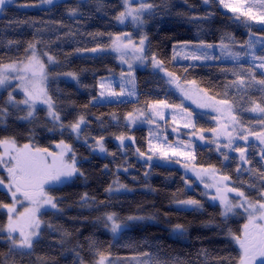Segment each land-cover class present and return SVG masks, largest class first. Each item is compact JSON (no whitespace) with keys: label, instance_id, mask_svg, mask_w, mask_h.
<instances>
[{"label":"trees","instance_id":"1","mask_svg":"<svg viewBox=\"0 0 264 264\" xmlns=\"http://www.w3.org/2000/svg\"><path fill=\"white\" fill-rule=\"evenodd\" d=\"M8 2L0 11V65L25 60L31 52L30 44L35 45L40 56L54 57L56 64L49 69L52 77L47 91L55 102L60 121L50 122L42 109L35 111L34 118L19 119L24 116V110L8 106L2 92L0 107H6L9 115L0 121V139L13 138L17 146L30 144L43 149L63 141L75 153L80 171L47 189L49 195L57 198L59 211H41V234L32 250L10 252L11 243L0 232V264H96L99 253L107 256L111 264H235L239 251L229 232L239 235L243 219L221 215L219 206L209 202L195 183L193 188H187L179 166L141 161L136 152L139 148L146 153L148 129L131 128L124 119L127 113L146 109V102L155 100L181 103L165 78L149 69L136 70L135 101L92 103L97 96L99 78L118 76L122 71L112 53L86 52L98 46L106 47L111 37L122 31L116 24V16L122 10L120 1L62 0L41 8L26 7L37 0ZM147 2L153 5V13L145 18L148 57L155 54L163 60L169 71L181 77V83L194 80L216 99L235 97L241 109L252 100L264 102L260 85L253 84L244 90L227 87L236 78L233 72L247 76L245 70L253 68L243 55L244 45L248 34L264 39V28L236 20L233 14L219 9L215 0L208 4L204 0ZM222 38L232 51L241 53L239 63L230 59L202 64L189 60L175 63L172 59L175 44L200 40L220 44ZM259 48L257 55L262 54ZM66 72L75 73L77 82L54 77ZM253 72L257 80L264 78L260 71L253 68ZM237 115L246 125L257 120L244 111H238ZM80 116L85 118V123L78 138L68 125ZM206 118L198 116L196 126L212 128ZM121 135L133 139H125L121 144L117 139ZM100 137L104 152L95 147ZM247 147V159L251 163L247 167L240 165V172L236 171L239 164L235 154L224 161L209 144L197 146L195 164L214 165L221 174L231 177L232 186L256 198L257 192L248 184L259 186V177L246 169L264 172V165L254 146ZM120 184L126 187L119 188ZM110 185L112 191H106ZM84 193L94 198L88 200L87 206L80 199ZM10 198L0 188V202L10 204ZM189 198L201 201L203 207L174 206L176 201ZM109 213L128 225L116 237L105 226V216ZM130 216L144 219L127 222ZM7 221L6 211L0 208V229ZM176 225H182L183 231L175 230Z\"/></svg>","mask_w":264,"mask_h":264},{"label":"snow or ice","instance_id":"2","mask_svg":"<svg viewBox=\"0 0 264 264\" xmlns=\"http://www.w3.org/2000/svg\"><path fill=\"white\" fill-rule=\"evenodd\" d=\"M44 3L51 4L52 0H43ZM6 0H0V6H3ZM205 4L210 3V0H204ZM219 3L224 8L229 9L235 15L236 20L246 18V20H258L264 23V10H261L258 14L254 11L257 6L256 3H249V0H219ZM125 10L120 12L116 16V20L120 23H124L130 18L133 24H143L142 14L145 9H151L153 5L141 3L139 7L132 6V0H124ZM259 4L264 9V0H259ZM211 15V13H209ZM245 20V22H246ZM126 40V42H124ZM147 36H142L138 44H135L130 37V34H121L116 36L112 40L110 47L112 50L120 54L122 63L128 64L129 71L127 73L121 72V83L119 85L120 91L117 92L113 89L112 84L101 83L99 85L101 91L99 97H93V100H98L104 97H132L136 95V84L135 76L133 72V65L125 59L129 55V49H131L132 55L135 60L144 63L150 59V62L154 69L164 73L165 83L167 85H175L177 89L183 94V96L192 100L200 108H211L215 112L220 113L221 116H226L228 123L220 125L219 128L208 129L218 138L225 136L227 143L223 145L224 148L232 149L239 152V160L245 164L251 163L246 157L245 148H233L236 140L247 141L249 136H255L261 144H264V102H258L256 100L251 101V106L247 109H241L237 103L235 97L232 99H216L215 96H209L207 90L201 89L196 86V81L185 80L181 84V77L174 71H169L165 67V62L158 59L153 54L148 57L145 52V42ZM260 44L259 51L262 53L257 55V44ZM248 51L244 52V56H249L252 59L253 66L256 61H259L258 67L264 69V42L252 40L246 42ZM29 47L33 49V53L28 57L27 62L16 61L10 64L0 65V88L7 87L10 85L11 80H18L20 83L17 85L23 92L24 99L17 101L13 94L9 92L7 101L5 102L12 107L19 108L20 105L27 107V112L24 116L19 119L28 120L34 118L36 106L38 103L46 105L48 112L47 115L52 119L53 122L60 121V114L56 111L55 102L52 97L48 94L46 89L45 81L47 79V73L45 71V64L36 55L34 49L35 45L30 44ZM174 46V54L172 59L175 60L177 57H181L185 60L191 61H208V60H220L230 59L239 63L241 59L240 52H234L231 47L221 39L219 45L206 43L200 40L198 43L182 42L178 45L181 51L176 52ZM220 49L219 55H214L210 50L216 48ZM102 49L98 46L90 51L97 52ZM49 62L54 61V57L48 56ZM194 66V65H189ZM187 68L184 72H187ZM221 71H232L231 69H221ZM248 75L245 76L241 72H233L236 77L230 85L227 87H236L238 90H244L251 88L253 84L260 85L261 91L264 92V78L257 80L253 68L245 70ZM68 75L76 78L75 73H69ZM264 76V73H261ZM224 95H227L225 93ZM245 95L247 93L245 92ZM243 100V96L240 97ZM264 101V97L261 98ZM170 109L173 112L179 111L183 117L187 118V122L183 124L184 128L192 129L190 136L195 137L197 135L196 125L192 121V113L189 112L183 104H171L167 100H155L151 103L146 102V109H134L133 112L127 113L125 119L132 124H135L138 120H147L149 124H156V118L160 120L165 119V110ZM238 111H247L251 113H257L261 117L258 123L262 126L260 132H253L249 128L245 127L241 118L237 115ZM7 115H9L6 107H0V121H2ZM217 119V117H214ZM173 122H176V117L173 116ZM85 123V118L80 116L74 123L68 125L71 130L77 134L81 132V125ZM229 125L232 126V131H227ZM62 128L64 125L61 123ZM159 127V125H157ZM241 131L238 132L237 129ZM179 131V129H174ZM199 139L204 140L205 137L202 134L205 130L201 129ZM246 132L247 134H241ZM233 133H236L234 136ZM149 149L153 155L157 152L165 158L171 159L174 156H185L189 161L195 160L193 152L181 151L178 148L164 144L157 143L153 145L151 137L153 133H149ZM158 138V137H157ZM121 141V144L125 139H133L121 135L117 137ZM166 140V138H165ZM103 137L96 140L95 147L101 152L106 151L103 144ZM216 141L213 140V143ZM183 147L190 148L191 140L185 144L183 141L180 142ZM62 147L59 155L48 153L47 149L33 148L30 144H24L22 147H18L15 139L4 138L0 139V169H3L7 173L6 181L4 177H0V188L4 189L11 195L12 203L6 204L0 202V208L7 210L8 221L7 224L0 229V232H6L7 238L11 243L9 251H21L32 250L34 243L39 241L41 234V221L39 214L41 209L57 210L58 203L57 198L49 195L46 191V186L63 183L65 179L71 178L76 175L80 170L76 167L75 153L72 151L70 145L65 144L63 141L60 142ZM221 146L217 144V151H220ZM136 152L141 157H145L146 154L141 152L139 148ZM67 153H72L71 163H67L64 157ZM153 155L146 156V162L151 161ZM46 156H53V163L49 165L46 162ZM224 159L227 160L229 157L224 154ZM264 159V155H262ZM107 167V166H105ZM189 164H185V168L189 169ZM190 170L194 173L196 178L204 183L205 189H215V195L211 197L212 200H218L222 206V213L224 217H227L230 213H234L236 209H243L244 213L247 214V223L244 225L243 235H235L229 232L232 239L236 244L239 245V256L235 264H264V172L253 169H246L248 172H252L259 177V186L256 184H248V187L257 192L256 198L249 197L245 191L241 190L240 187L232 186L231 177L228 175H218L219 170L214 165H210L207 168L203 166L197 168L191 166ZM237 172L241 171L240 166H237ZM82 174V173H81ZM147 175V173H146ZM205 177H210L212 182L205 183ZM188 181H186V184ZM243 183V182H242ZM119 188H125V185H118ZM106 191L111 192L112 186L110 185ZM229 193H235V197H230ZM207 195V192L204 193ZM23 201L29 203V207L25 208L23 212H17L16 205ZM81 201L85 206L88 204L90 198L87 193L81 196ZM235 201V202H234ZM177 204L182 206H191L194 209L202 208L199 200L186 199L178 200ZM144 217L130 216L127 218L128 221L142 220ZM106 225L107 222L111 223V231L116 234L122 231L128 225L126 222H118V217L114 213L106 214L105 216ZM49 227H53L49 225ZM175 230L183 231L182 225H176ZM99 260L97 264H111L108 261V257L103 253H99ZM222 260H229L231 258H221Z\"/></svg>","mask_w":264,"mask_h":264},{"label":"rangeland","instance_id":"3","mask_svg":"<svg viewBox=\"0 0 264 264\" xmlns=\"http://www.w3.org/2000/svg\"><path fill=\"white\" fill-rule=\"evenodd\" d=\"M60 1H62V0H52V3L60 2ZM80 1H83V0H80ZM119 1H120L121 5H122V10H121V12H122V11L125 10L124 0H119ZM215 1L217 2L219 9H222L223 11H225V12H227L229 14H233L234 16L237 15V14L232 13L229 9L224 8L223 5H221L219 3V0H215ZM9 2L11 3L12 0H9ZM52 3L51 4H48V3H44L43 0H37L36 3L31 4V6L30 5H26V7H32V6H34V7L41 8V7H46V6L52 5ZM141 3H143V4H150L149 2H147V0H132V6L133 7H139V5ZM249 3H256L257 6L254 8V11L257 14L261 10H264V9L261 8V6L259 4V0H249ZM152 13H153L152 12V8L151 9H145L144 10V12L142 14V20L144 21L143 24H133L131 22L130 18L128 20H126L123 24L116 20V24H118V26L122 28V31L119 32V33H117V34H115V35H113L111 37V39H110V42L107 44L106 47H100L102 49L101 51L92 52V51H90L91 50L90 49V50H87L86 52L89 53V54H93V55H97L99 53H107V52L112 53L113 56H115L117 65H119V67L122 68V71L121 72L127 73L129 71L128 64L122 63V61L120 59V54L117 53V52H115L114 50H112V48L110 47V45L112 44V40L116 36H118V35H121V34H130L131 40L135 44H138L139 43V40L141 39V37L142 36H146V34H145V27H146L145 18L149 14H152ZM241 20H243L245 22L246 18H241ZM245 23L247 25H250V26L256 25L258 27L264 28V23H262V22H260L258 20H246ZM250 39L264 42V39L263 38H261L260 36L255 35V34L254 35L253 34H248L247 41H249ZM124 42H126V40ZM146 45L147 44L145 42V48H146ZM178 45L179 44H175L174 45V46H177L175 48V51L176 52L181 51V49L178 47ZM214 45H219V44H214ZM174 46H173V49H172L173 50V53H174ZM258 47H260V44L259 43L257 44V48ZM244 50L248 51L247 46H246V43L244 45ZM34 51H35L36 55L45 64V71L47 73V79L45 81V85L44 86L47 89V85L49 83V79L52 77L51 76V72H50L49 69H51V68H53L55 66L56 60H54L53 62H49L48 56H50V55L44 54L43 56H40L35 49H34ZM128 51H129V55H127L125 57V59L128 60V62L133 65V72H134V74H135V71L136 70L149 69L151 71L157 72L159 75H162L164 77V73L161 72V71H159L158 69H154L153 66H152V64H151V62L149 60L148 61H145L144 63H141V62L135 60L134 56L132 55L131 49H129ZM210 52H212V54L216 55L217 52L220 53V49L217 47L214 50V52H213V50H210ZM32 53H33V49H31V52H30V54H29L28 57H30L32 55ZM28 57L25 60H23V61L24 62H27ZM246 59L249 60L250 64L252 65V67L255 70H258L261 73H264V69H261V68L258 67L259 61H256L255 62V65L256 66H253L251 57L246 56ZM182 61H185V59H183L181 57H177L174 60L175 63H182ZM189 61L191 63H194V64H197V63L198 64H202L203 62H209L211 60H208V61H191V60H189ZM121 72L119 73L118 76L108 75V76L100 77L99 80H98V85H97L98 92H97V96L96 97H99V93L101 91L99 85L101 83H109L110 82L112 84L113 89L115 91L119 92L120 91L119 85L121 83V77H120ZM68 74H69V72L62 73V74H59L58 73L54 77H60V78H62L64 80H70V81H73V82H77V79L76 78H73L72 76H70ZM19 83L20 82L18 80H11L9 86L0 88V94L2 92H5L4 94H6V98H5L6 101H7L9 92H11L13 94V96L15 97V99L17 101H20V100H23L24 99V95H23L22 90L17 87V85ZM183 83H181V84H183ZM169 86H170L171 89L174 90V92L176 93V95L179 96L180 102L183 104V106L189 112L192 113V118L191 119H192V121L194 123H196V120H197V117L198 116H201V117H204V118L207 117L205 120H208L209 123H211V125H213V127L212 128H205L203 126H199V127L196 126L197 135L195 137H191L190 136V133H191L192 129H190V128H184L183 127V124L187 122V118L186 117H183L182 114L179 111L173 112L170 109H166L165 110V119L163 121L160 120L159 118H156V120H157V123L156 124H149L146 119L145 120H138L135 124H132V123H130L129 121H127L124 118L125 121H126V123L131 128L134 127V126H140V127H143L144 126L146 129H148V132H147V139H148V141L150 139L149 133L152 132L153 133V136L151 137V139H152L153 145H156L157 143L164 144L165 147H167V145H171L172 147L178 148L181 151L193 152L194 155L196 156L197 146H204V145L209 144L211 147L214 148V151L217 154H219L223 159H224V154H227V156H228L229 153H232L231 152L232 149H228V148H224L223 147V145L227 143V138L225 136H220V137L217 138L214 133H212L211 131H207L208 129L219 128L220 125L225 124V123H228L226 116H221L220 113L215 112L211 108H200V107H198V105L196 103H194L192 100L186 99L183 96V94L179 91V89H177L175 87V85H169ZM196 86H198V85L196 84ZM135 91H136V88H135ZM136 97H137V92H136V95L135 96H132V97L124 96V97H119V98H117V97H104V98H100L98 100H93L92 99V103H94V104H105V103H110V102L135 101L137 99ZM8 106H11V105H8ZM250 106H251V104L247 105V107H244L243 109H247ZM19 108H21V109L24 110V115H25L26 112H27V110H28L27 107L24 106V105H20ZM37 109H42L44 111V113H46V116H47L48 120H50V122H52L54 124L58 123V122H53L52 119L47 115L48 109H47V106L46 105H43V104L38 103L37 106H36V110ZM244 112L249 113L250 115L254 116L257 119L255 122L250 123L248 125L244 124V126L247 127V128H249L253 132H260L262 130V126L258 123V120L261 118L259 116V114H257V113H251V112H247V111H244ZM173 116L176 117V122L175 123L173 122ZM214 117H217V119H214ZM157 125H159V127H157ZM177 128L179 129V131H174V129H177ZM68 129L70 130V132H73L71 130V128H68ZM201 129H204L205 130L202 133L204 135V137H205L204 140H200L199 139V135L201 134L199 130H201ZM227 131H229V132L232 131V126L231 125H229ZM237 131L240 132L241 130L238 128ZM241 134H245L246 135L247 133L246 132H241ZM233 135L235 136L236 133H233ZM165 138H166V140H165ZM190 140H191V147L190 148L183 147L180 144L181 141H183L185 144H187ZM213 140H215L216 142L213 143ZM217 144H219L221 146L220 151H217ZM249 144H252L254 146L257 154L261 158V161H262V163L264 165V159H262V155L264 154V144H261L260 141L255 136H249V138H248L247 141H241V140H238L237 139L236 142L233 145V148H245V150H246V153L245 154H246V157H247L248 156L247 155V151H248V147L247 146H249ZM18 147H22V146H18ZM32 147L34 149L35 148H38L37 146H32ZM39 149H43V148L40 147ZM61 150H62V147L60 146V143H57V144L55 143V144H53V146L51 148L47 149L48 153H52V154H55L57 156L59 155V153L61 152ZM0 151H3V149L0 148ZM145 154H146V156L147 155H153L152 152L149 149V142H148V146L146 148V153ZM239 155H240L239 152H235V156H237V158H238V164H239V166L242 165V166L247 167V164H245L244 162H242V161L239 160ZM146 156L145 157H141V161H146ZM64 160L67 163H71V161H72V153H67L65 155V157H64ZM195 161H196V158H195V160L189 161L187 159V157H185V156H174L171 159H165V158H163L159 154V152H157L155 155H153L152 160L151 161H148V162L149 163L159 162V163H162L163 165L168 164V165H174V166L177 165V166H179L181 169H183V172H184V175L186 177V180L188 181L187 184H186V181H185L186 187L187 188L188 187H192L193 188V183H195L196 186H198V187L200 186V190H201V192L203 194L205 192H207V195H205V198L207 200H209V202L216 203L219 206L220 210L223 211L222 206L220 205L219 201L218 200H215L214 201V200L211 199V197L216 194L215 193V189H205L204 183H201L200 180H198L196 178V176L194 175V173L190 170V167L193 166V165L196 166L197 168L201 167L200 165L197 166L195 164ZM224 161H225V159H224ZM46 162L49 165H52V163H53V156H46ZM185 164H189V166H190L189 169H186L185 168ZM209 166L210 165H208L207 167H209ZM203 167L204 168H207L206 166H203ZM218 175H223V174H221L220 171H219L218 172ZM0 177H4L5 178V181H6L7 173L3 169H0ZM68 179L69 178H67L65 180H68ZM204 182L205 183H211L212 180H211L210 177H205V181ZM56 184H58V183H56ZM52 185H55V184H52ZM48 188H50V185L49 186H46V191H47ZM235 195H236L235 193H229V196L230 197H235ZM10 197H11V195H10ZM10 199H11V203H12V198H10ZM200 203H201V201H200ZM174 206L176 208H178V207L179 208H186V209L193 208L191 206H182V205H179L177 203H175ZM27 207H29V203L27 201H23L22 199H21V203H19V204L16 205V208H17V212L18 213L19 212H23L25 210V208H27ZM4 210L7 213V210L6 209H4ZM43 210L44 209H41V211H43ZM232 216L239 217V218L243 219V225L240 228V234H239L240 236H242L243 235V230H244V225L247 223V214L244 213L243 209H236L234 213H230L227 217H232ZM127 222H131V221H128L127 220ZM107 229H108L109 233L113 237H116V235L120 232L119 231L118 233L114 234L111 231V223L110 222H107ZM4 233H5V236L7 238L6 232H4ZM7 240H8V238H7ZM231 241L234 242L237 250L240 252L239 245L235 243V241L232 239V236H231ZM8 242H10V241L8 240Z\"/></svg>","mask_w":264,"mask_h":264},{"label":"flooded vegetation","instance_id":"4","mask_svg":"<svg viewBox=\"0 0 264 264\" xmlns=\"http://www.w3.org/2000/svg\"><path fill=\"white\" fill-rule=\"evenodd\" d=\"M231 152H232V153H229V155H228V156H230V155H232V154H235V152H236V151H234V150H231ZM263 155H264V154H263Z\"/></svg>","mask_w":264,"mask_h":264},{"label":"water","instance_id":"5","mask_svg":"<svg viewBox=\"0 0 264 264\" xmlns=\"http://www.w3.org/2000/svg\"><path fill=\"white\" fill-rule=\"evenodd\" d=\"M8 1L9 0H6V3L3 6H0V11H1V8H3L7 4Z\"/></svg>","mask_w":264,"mask_h":264}]
</instances>
